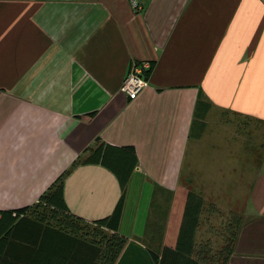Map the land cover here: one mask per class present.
I'll return each mask as SVG.
<instances>
[{
  "label": "crops",
  "instance_id": "0c3cea01",
  "mask_svg": "<svg viewBox=\"0 0 264 264\" xmlns=\"http://www.w3.org/2000/svg\"><path fill=\"white\" fill-rule=\"evenodd\" d=\"M136 2L0 0V211L31 204L67 170L68 212L88 222L107 215L120 195L117 176L81 158L100 142L114 146L110 153L135 163L117 227L127 240L113 264H156L150 251L159 257L173 241L187 189L204 206L224 195L236 205L231 185L220 190L221 127L230 121L218 112H228L239 117L226 132L230 147L238 142L229 158L245 164L229 167L249 176L226 264H264V0ZM143 59L148 85L128 98L119 85L128 64ZM189 166L202 177L195 190L182 178ZM5 216L0 264L73 263L58 235L26 221L6 234ZM150 223L162 226L160 239ZM162 264L185 263L165 251Z\"/></svg>",
  "mask_w": 264,
  "mask_h": 264
},
{
  "label": "trees",
  "instance_id": "16d2710c",
  "mask_svg": "<svg viewBox=\"0 0 264 264\" xmlns=\"http://www.w3.org/2000/svg\"><path fill=\"white\" fill-rule=\"evenodd\" d=\"M196 102L195 109L198 108ZM114 146L100 142L91 149L85 160H100L108 166L117 176L120 195L118 196L112 210L105 216L85 221L66 209L64 205L61 186L62 178L65 174L61 173L37 199L31 204L0 211V216L4 213V223L6 234L13 227H24L25 221L30 223L34 231L54 233L59 237V244L65 250V256H69L72 264H113L122 246L127 240L126 237L117 230L120 212L123 202V192L128 180V176L135 158L124 159L122 156H114L109 152V148ZM109 154L107 155V153ZM127 157V156H126ZM80 161L77 157L72 164ZM206 207L202 203V197L195 191L187 189L183 197L182 209L176 225L173 228L172 242L169 246L162 244L161 253L158 257L156 253L150 251V255L156 264H162L165 251L172 254L185 264H226L232 250V244L237 228L240 224L239 213L231 211L227 213V219L223 223L219 233L217 245H212L208 237L200 241H194V232L200 224V214ZM229 214V215H228ZM28 215V216H27ZM153 225V226H152ZM153 231L148 234L156 235L161 238L162 226L153 223ZM149 224H146V229ZM12 228V229H13ZM172 246V247H170ZM74 254V257L72 255ZM182 259V260H180ZM63 264V263H62Z\"/></svg>",
  "mask_w": 264,
  "mask_h": 264
},
{
  "label": "rangeland",
  "instance_id": "374dc122",
  "mask_svg": "<svg viewBox=\"0 0 264 264\" xmlns=\"http://www.w3.org/2000/svg\"><path fill=\"white\" fill-rule=\"evenodd\" d=\"M218 117L220 120H224L225 122L230 121V123H226L224 126L221 127L222 139L220 138L221 147H220L219 152H221V155H222L221 159H222V162L224 163V166H223V163H220V162L218 163V164H221V166H222V170H220V172L222 171L221 172L222 182H221L220 190L222 191L221 193H225V192H227L226 190H227L228 185H231V187L229 189L231 190L232 187L234 188V189H232V192H233L232 197H235L236 205L235 206H228L227 199L229 197L227 195H224L222 197L223 204H221V205L216 204V203L212 204L211 201H210L211 203H209L208 205H205L206 209H204L202 211V213L200 214V224H199L200 230H198V231H201V233L199 232L198 236L199 235H201V236H199L198 239L200 241L201 239L208 237L211 241H213L211 243L212 245H217V243L219 241V233L222 230L223 223L225 222V220L228 217L227 213L231 212V211H235V212L239 213L240 205H238V204H241L240 201L243 199V197L241 198V196L243 194V191L241 188L245 184L244 180L246 178H248V176H249L246 171H243L244 174L241 172L240 173H233L234 172V170L232 171L233 166L229 167V161H231L230 162L231 165H234L239 170H243V167L245 165V164H243V165L238 164L237 165L236 160L238 158L235 157V156H237L236 154H234L235 156H231L229 158V153L235 152L234 146L237 145L238 142L233 141V146L230 147L229 146L230 139L228 138V135L226 132L227 131L230 132L233 130L234 125H232V124L236 123V120L239 119V117L231 119L232 115L228 112H218ZM237 139L238 138L236 137L235 140H237ZM193 145H194V141L192 139V140H190V143H189V147L190 148L192 147V151L194 150ZM207 148H208L209 153L211 154L212 149L209 147V145H207ZM202 152L207 153V150L205 147L202 148ZM239 159H241V158H239ZM241 160L243 161V158ZM189 169H190V166H189ZM229 169H231V170L229 171ZM238 169H235V170H238ZM186 175H189L192 177L190 186H192L193 190H195L196 187L199 186V184H201V181H202V180H200V179H202L201 175L198 174L197 172L195 173L194 171H191V169L188 172L184 171L182 173V178L184 179V177ZM206 176L209 177V174H207ZM213 177L215 178V176H211L210 180ZM246 184H247V182H246ZM210 193H211V191H209V194ZM209 197H213V196L210 195ZM156 200H157V198H156ZM163 201H164V205H165V202H169V199H167L166 201L165 200H163ZM229 201L231 202V199ZM151 211H152L151 217H154V212L156 211L155 207L152 208ZM148 228L149 227H147V229Z\"/></svg>",
  "mask_w": 264,
  "mask_h": 264
},
{
  "label": "built area",
  "instance_id": "2783aa9c",
  "mask_svg": "<svg viewBox=\"0 0 264 264\" xmlns=\"http://www.w3.org/2000/svg\"><path fill=\"white\" fill-rule=\"evenodd\" d=\"M132 6L138 7L136 0H130ZM150 66V62L146 59L139 61H131L126 69V72L119 85V90L122 91L126 97L133 98L136 94L148 85V78L146 72Z\"/></svg>",
  "mask_w": 264,
  "mask_h": 264
}]
</instances>
